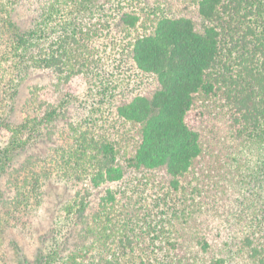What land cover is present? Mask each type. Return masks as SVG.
Listing matches in <instances>:
<instances>
[{
	"label": "trees",
	"instance_id": "16d2710c",
	"mask_svg": "<svg viewBox=\"0 0 264 264\" xmlns=\"http://www.w3.org/2000/svg\"><path fill=\"white\" fill-rule=\"evenodd\" d=\"M0 138V239L76 190L20 264H264V0H0Z\"/></svg>",
	"mask_w": 264,
	"mask_h": 264
},
{
	"label": "rangeland",
	"instance_id": "374dc122",
	"mask_svg": "<svg viewBox=\"0 0 264 264\" xmlns=\"http://www.w3.org/2000/svg\"><path fill=\"white\" fill-rule=\"evenodd\" d=\"M53 76L47 73L38 74L32 78L22 90V94L19 97L18 105L13 114V120L15 122L22 121L27 115L36 111L39 107V102L34 100V94L36 87L44 88V86H51ZM72 90V89H71ZM75 95H79V89L73 91ZM67 93H61L54 95L46 99L47 95L43 96V100H49L55 105L59 104L61 99L65 97ZM68 124L60 123L56 132L58 138L68 132ZM56 138V137H55ZM0 138V143H1ZM54 146L53 142L41 140L40 143L30 150L20 162H24L26 157L32 155H38L45 157ZM4 186H9V179L4 180ZM47 201L39 209L37 215L33 219V231L32 235L20 234L19 232L11 229H7V232L2 235L0 239V264H20L25 257L35 259L37 254L48 245L50 241V232L58 218L59 210L63 203L74 196L76 190L72 185H67L63 182L50 183L46 188ZM5 212V207L0 205V218Z\"/></svg>",
	"mask_w": 264,
	"mask_h": 264
}]
</instances>
